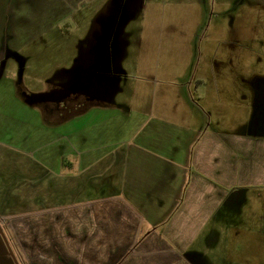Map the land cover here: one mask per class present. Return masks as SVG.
Segmentation results:
<instances>
[{
  "label": "rangeland",
  "instance_id": "374dc122",
  "mask_svg": "<svg viewBox=\"0 0 264 264\" xmlns=\"http://www.w3.org/2000/svg\"><path fill=\"white\" fill-rule=\"evenodd\" d=\"M168 1L173 18L195 0ZM199 1L201 16L189 32L186 10L160 31L140 30L138 21L125 31L107 28L110 15L130 0H0V264H28L22 246L28 240L18 230L21 221L12 219L71 206L70 193L88 184L84 161L97 158L96 147L103 146L101 153L114 147L122 125L130 134V111L121 104L139 99V84H176L156 72L176 69L186 45L191 67L182 82L243 87L245 101L264 107V0ZM100 9L112 13L93 28ZM125 34L128 44L119 40ZM153 38L137 54L161 39L160 61L145 60L147 70L140 72L135 42ZM258 114L254 110L251 123L258 118L264 127ZM125 138L118 144L126 146ZM241 210L229 228L210 223L189 249L205 264H264V202L248 200ZM140 229L144 233L146 223ZM132 251L125 260L134 256L129 263L146 264L145 252Z\"/></svg>",
  "mask_w": 264,
  "mask_h": 264
},
{
  "label": "crops",
  "instance_id": "0c3cea01",
  "mask_svg": "<svg viewBox=\"0 0 264 264\" xmlns=\"http://www.w3.org/2000/svg\"><path fill=\"white\" fill-rule=\"evenodd\" d=\"M130 2L112 15L100 9L93 28L101 16L110 15L107 28L125 31L138 21L140 30L153 26L160 31L186 10L183 24L191 32L201 16L199 0L198 6L191 1L173 18L168 0ZM119 40L129 42L126 34ZM153 40L136 41L135 54L137 47ZM163 44L158 39L152 49L135 55L140 72L147 70L145 60L160 61ZM187 47L176 69L156 72L164 82L173 78L176 84H139V99L121 104L130 111V134L124 135L128 125H122L117 132L123 135L114 147L105 153L102 145L96 147L97 158L84 161L82 176L88 184L82 192L70 193L71 206L61 203L68 207L12 219L21 221L18 230L28 240L21 246L28 264H131L134 256L125 257L138 248L145 252L146 264H177L182 259L205 264V257L189 247L206 226L218 221L229 228L230 217L242 214L248 200L263 204L264 127L258 118L251 123L254 110L264 117L262 102L251 106L243 87L182 82L191 67ZM124 136L126 146L118 144ZM143 223L147 229L141 233Z\"/></svg>",
  "mask_w": 264,
  "mask_h": 264
}]
</instances>
